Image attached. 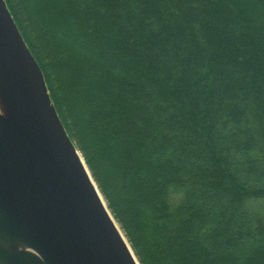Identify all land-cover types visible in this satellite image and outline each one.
Segmentation results:
<instances>
[{"label":"trees","instance_id":"16d2710c","mask_svg":"<svg viewBox=\"0 0 264 264\" xmlns=\"http://www.w3.org/2000/svg\"><path fill=\"white\" fill-rule=\"evenodd\" d=\"M139 264H264V0H5Z\"/></svg>","mask_w":264,"mask_h":264},{"label":"water","instance_id":"95a60500","mask_svg":"<svg viewBox=\"0 0 264 264\" xmlns=\"http://www.w3.org/2000/svg\"><path fill=\"white\" fill-rule=\"evenodd\" d=\"M85 166L0 0V264H139Z\"/></svg>","mask_w":264,"mask_h":264},{"label":"bare ground","instance_id":"6f19581e","mask_svg":"<svg viewBox=\"0 0 264 264\" xmlns=\"http://www.w3.org/2000/svg\"><path fill=\"white\" fill-rule=\"evenodd\" d=\"M85 167H86V166H85ZM86 170H87V167H86ZM87 171H88V170H87ZM98 194H99V192H98ZM100 198L102 199V201H104L101 195H100ZM134 259H135V257H134ZM135 260H136V259H135ZM136 263H137V260H136ZM137 264H138V263H137Z\"/></svg>","mask_w":264,"mask_h":264},{"label":"rangeland","instance_id":"374dc122","mask_svg":"<svg viewBox=\"0 0 264 264\" xmlns=\"http://www.w3.org/2000/svg\"><path fill=\"white\" fill-rule=\"evenodd\" d=\"M117 223V222H116ZM118 224V223H117ZM119 226V225H118ZM120 228V227H119ZM121 230V229H120ZM122 231V230H121Z\"/></svg>","mask_w":264,"mask_h":264}]
</instances>
